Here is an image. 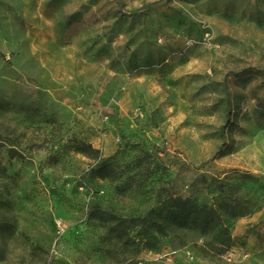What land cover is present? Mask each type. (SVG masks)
<instances>
[{"label": "rangeland", "instance_id": "rangeland-1", "mask_svg": "<svg viewBox=\"0 0 264 264\" xmlns=\"http://www.w3.org/2000/svg\"><path fill=\"white\" fill-rule=\"evenodd\" d=\"M170 196L223 224L141 235ZM0 264H264V0H0Z\"/></svg>", "mask_w": 264, "mask_h": 264}, {"label": "trees", "instance_id": "trees-1", "mask_svg": "<svg viewBox=\"0 0 264 264\" xmlns=\"http://www.w3.org/2000/svg\"><path fill=\"white\" fill-rule=\"evenodd\" d=\"M76 151L95 163L90 170L94 178L117 182L124 177L126 169L121 166L115 156L105 158L101 151L95 149L92 144L86 143L78 144ZM10 154L15 157V151H10ZM226 207L229 215L233 218L245 216L239 203H228ZM155 214L156 219L150 221L147 216L133 218L130 221H140L139 226H142L140 234L146 237L149 235L150 230L165 235L166 224L178 225L186 229H200L204 232L213 230L223 224V217L215 206L201 205L188 197H168L161 202L159 210L155 211ZM92 217L103 224H114L110 230L111 234H114L125 245H130L128 219L113 214L110 215L98 209L94 210Z\"/></svg>", "mask_w": 264, "mask_h": 264}]
</instances>
